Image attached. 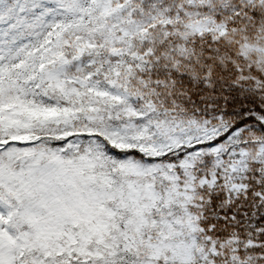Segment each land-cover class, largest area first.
Masks as SVG:
<instances>
[{
	"label": "snow or ice",
	"instance_id": "6c2138e0",
	"mask_svg": "<svg viewBox=\"0 0 264 264\" xmlns=\"http://www.w3.org/2000/svg\"><path fill=\"white\" fill-rule=\"evenodd\" d=\"M0 264H264V0H0Z\"/></svg>",
	"mask_w": 264,
	"mask_h": 264
}]
</instances>
